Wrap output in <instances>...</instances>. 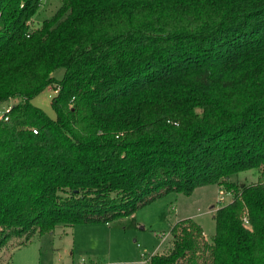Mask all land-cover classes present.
<instances>
[{
  "label": "trees",
  "instance_id": "1",
  "mask_svg": "<svg viewBox=\"0 0 264 264\" xmlns=\"http://www.w3.org/2000/svg\"><path fill=\"white\" fill-rule=\"evenodd\" d=\"M59 1L30 28L41 0H0V252L216 183L213 236L176 221L144 264H264V0Z\"/></svg>",
  "mask_w": 264,
  "mask_h": 264
},
{
  "label": "rangeland",
  "instance_id": "2",
  "mask_svg": "<svg viewBox=\"0 0 264 264\" xmlns=\"http://www.w3.org/2000/svg\"><path fill=\"white\" fill-rule=\"evenodd\" d=\"M59 5V0H42L30 20V28L40 26L44 19L56 12ZM63 72L64 69L59 68L54 76L60 79ZM54 94L55 91L47 87L31 102L54 118L51 106ZM19 100L0 103V118L9 104ZM258 175V170L252 168L233 174L231 179L251 181L256 180ZM232 198L231 191L219 188L216 183L197 186L189 194L169 191L136 211V220L142 226L140 229H111L105 223H83L76 225L75 229L58 225L51 233L37 234L23 245L6 246L0 253V264H78L82 259L99 264H142L141 251H165L171 242L170 228L181 219L195 220L209 240L216 231L215 210L228 204ZM136 243L140 244L139 248Z\"/></svg>",
  "mask_w": 264,
  "mask_h": 264
},
{
  "label": "built area",
  "instance_id": "3",
  "mask_svg": "<svg viewBox=\"0 0 264 264\" xmlns=\"http://www.w3.org/2000/svg\"><path fill=\"white\" fill-rule=\"evenodd\" d=\"M41 1H42V0H41ZM9 109H10V105L7 106V108H6V110H5V112H4L3 114H5L6 112H8ZM1 117H2V116H1ZM4 119H7V117H4ZM34 131H35V130H34ZM244 223H245L246 225H248V220H247L246 217H244ZM146 258H147V255H146L145 253H142V263H143V264L146 262ZM78 264H93V263H90L89 261L86 262L85 260L82 259Z\"/></svg>",
  "mask_w": 264,
  "mask_h": 264
},
{
  "label": "crops",
  "instance_id": "4",
  "mask_svg": "<svg viewBox=\"0 0 264 264\" xmlns=\"http://www.w3.org/2000/svg\"><path fill=\"white\" fill-rule=\"evenodd\" d=\"M7 102H10V101H7ZM9 105H11V104H9ZM8 105V106H9ZM106 226L108 225V226H110L111 227V229H119V228H115V227H113L112 225H110V224H105ZM75 227H76V225L75 226H73V228L75 229ZM63 232H65L64 230H63ZM136 247H140V244L139 243H136ZM3 251V250H2ZM1 251V252H2ZM0 252V253H1ZM141 253H145L146 255H151V254H153V253H156V252H153V253H147V252H145V250L144 251H141ZM90 263H93V264H99L100 262H98V263H94L92 260H90L89 261ZM143 264V263H142Z\"/></svg>",
  "mask_w": 264,
  "mask_h": 264
}]
</instances>
